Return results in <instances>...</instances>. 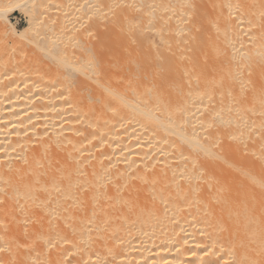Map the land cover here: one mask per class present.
<instances>
[{
  "label": "bare ground",
  "instance_id": "6f19581e",
  "mask_svg": "<svg viewBox=\"0 0 264 264\" xmlns=\"http://www.w3.org/2000/svg\"><path fill=\"white\" fill-rule=\"evenodd\" d=\"M6 1L0 264H264V0Z\"/></svg>",
  "mask_w": 264,
  "mask_h": 264
},
{
  "label": "rangeland",
  "instance_id": "374dc122",
  "mask_svg": "<svg viewBox=\"0 0 264 264\" xmlns=\"http://www.w3.org/2000/svg\"><path fill=\"white\" fill-rule=\"evenodd\" d=\"M0 1L4 3L6 0L5 1L0 0ZM6 2H10V0H7ZM3 3H0V4H3ZM15 5L16 3L9 4L7 8L15 7ZM88 15L78 14L77 19L85 23L88 21ZM10 17L12 18L13 22L16 23L19 29L24 28L28 25V16L27 14L24 13V11L20 9H14L13 12L10 14ZM22 41H25V40H22Z\"/></svg>",
  "mask_w": 264,
  "mask_h": 264
},
{
  "label": "snow or ice",
  "instance_id": "6c2138e0",
  "mask_svg": "<svg viewBox=\"0 0 264 264\" xmlns=\"http://www.w3.org/2000/svg\"><path fill=\"white\" fill-rule=\"evenodd\" d=\"M139 24L136 23L135 21H129L128 22V32L131 35H134L137 31H139ZM49 244H51V241H47ZM68 264H71V262L69 261Z\"/></svg>",
  "mask_w": 264,
  "mask_h": 264
}]
</instances>
